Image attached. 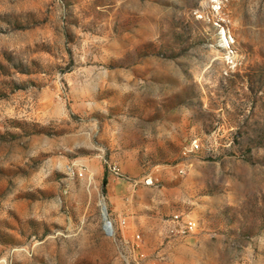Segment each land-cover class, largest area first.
I'll use <instances>...</instances> for the list:
<instances>
[{
  "label": "rangeland",
  "instance_id": "rangeland-1",
  "mask_svg": "<svg viewBox=\"0 0 264 264\" xmlns=\"http://www.w3.org/2000/svg\"><path fill=\"white\" fill-rule=\"evenodd\" d=\"M0 264H264V0H0Z\"/></svg>",
  "mask_w": 264,
  "mask_h": 264
},
{
  "label": "built area",
  "instance_id": "built-area-1",
  "mask_svg": "<svg viewBox=\"0 0 264 264\" xmlns=\"http://www.w3.org/2000/svg\"><path fill=\"white\" fill-rule=\"evenodd\" d=\"M198 149V144L196 141H193L189 144V151H195ZM152 181L151 179H145L146 184H150ZM103 215V230L104 233L111 238H115L116 236V230L121 229L122 227H125L127 225V220L125 217H119L117 220H113L109 218L108 211L104 208V211L102 213ZM166 231L169 234L173 235H183L188 232H191L194 228L193 221L189 218L188 214L182 213V212H176L171 214V217L167 219L166 222ZM121 238L125 241H129L130 247L132 250L140 247L141 242V236L138 232H134L131 234V238L129 240H126L125 234L121 233Z\"/></svg>",
  "mask_w": 264,
  "mask_h": 264
},
{
  "label": "trees",
  "instance_id": "trees-1",
  "mask_svg": "<svg viewBox=\"0 0 264 264\" xmlns=\"http://www.w3.org/2000/svg\"><path fill=\"white\" fill-rule=\"evenodd\" d=\"M102 183L105 185V183H106V179L105 178H103Z\"/></svg>",
  "mask_w": 264,
  "mask_h": 264
},
{
  "label": "bare ground",
  "instance_id": "bare-ground-1",
  "mask_svg": "<svg viewBox=\"0 0 264 264\" xmlns=\"http://www.w3.org/2000/svg\"><path fill=\"white\" fill-rule=\"evenodd\" d=\"M101 207H102V213H103V211H104V209H103V207H104V204H103Z\"/></svg>",
  "mask_w": 264,
  "mask_h": 264
}]
</instances>
